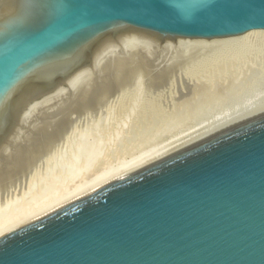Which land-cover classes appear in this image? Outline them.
<instances>
[{"label":"water","instance_id":"95a60500","mask_svg":"<svg viewBox=\"0 0 264 264\" xmlns=\"http://www.w3.org/2000/svg\"><path fill=\"white\" fill-rule=\"evenodd\" d=\"M257 30L264 0H0V160L122 42ZM0 264H264V109L1 235Z\"/></svg>","mask_w":264,"mask_h":264},{"label":"rangeland","instance_id":"374dc122","mask_svg":"<svg viewBox=\"0 0 264 264\" xmlns=\"http://www.w3.org/2000/svg\"><path fill=\"white\" fill-rule=\"evenodd\" d=\"M251 44L246 45V49L243 48L244 51L237 54L231 53L232 55L223 52V55L221 52L214 55L208 50H204L207 51L206 53L199 49L193 51V48L185 50V47L183 50L181 46L179 47L182 51L180 48L170 47L173 49L170 52L168 50L170 48L158 51L129 46L127 51L136 50L138 52L140 59L137 60L114 59L123 54L117 51L115 54L114 52L109 54L98 64V67L104 64L102 70L97 67L99 69L95 70L97 73L92 72L95 78L97 77L94 82L99 85L98 88L95 87L98 89L97 93L88 92L87 95L81 96L84 97V99L81 98L82 101L74 98L69 105L66 104L68 101L65 99L64 104L61 101L60 104L55 103L56 107L54 103L53 106L50 105L53 107L51 111H48L51 109L48 106V109L43 107L45 111L41 107L38 113L36 111L33 113L34 116L32 115L30 119L34 124L29 126L28 134L20 147L24 151L22 157L19 156L16 159L12 167L14 170H10L13 173L8 170L11 176L6 172L7 175L2 178L3 181L5 179L4 186L1 185L0 188L16 190L19 189V184L21 188L23 183L28 181L30 173L35 174L34 172L43 167V162L48 160L52 151L65 142L68 134L85 124L91 125L98 131L97 140L100 142L98 143L99 151L95 153L96 156L94 154L95 157L92 158L89 170H86L87 175L92 173L93 176V172L122 164L131 159V156L139 158L143 156L140 154L145 155L146 152L150 154V151L171 148L175 146L174 143H177L176 145L186 143L202 132L205 133L210 127H216L230 119L229 117L239 114L240 111L264 101V69H261L264 68L262 62L264 60L263 56H257L258 54L263 55L261 51L259 52L262 48H258L259 46L257 47L254 43ZM117 48L111 50L114 51ZM119 50L124 51L123 48ZM112 63L116 65L113 66ZM120 64L123 68L120 67V69L124 72L116 75L114 74L117 70L116 66ZM105 67H110L111 70H105ZM98 78L100 79L97 80ZM92 93L95 94L92 95ZM62 105H64L62 112L53 116V111ZM104 115L107 117L103 118ZM110 116L113 117L110 118ZM40 119L67 120L65 123L55 124L53 122L57 120H49V123L54 126L50 124L46 128L41 127L42 125L38 126L39 124L35 126ZM20 161L25 162V165H18ZM35 165L38 167L32 169ZM14 172L17 176L13 175ZM33 174L31 173V176ZM12 175L15 177L8 179L12 178ZM87 175L84 176L87 177ZM11 182L12 188L9 186ZM9 189L4 191L2 188L3 192L0 189V195L8 193Z\"/></svg>","mask_w":264,"mask_h":264},{"label":"bare ground","instance_id":"6f19581e","mask_svg":"<svg viewBox=\"0 0 264 264\" xmlns=\"http://www.w3.org/2000/svg\"><path fill=\"white\" fill-rule=\"evenodd\" d=\"M251 43L256 44L257 47L259 46L258 48H262L261 50H259V52L261 51L263 53V55H261V54L257 55V53H256V55L257 56H263V60H264V51H262V50H264V30H257L255 33H244V34H241L238 36H233V37L224 38V39L215 40V41H181L179 46H181L182 48L185 47L186 48L185 50H187V48H191V49L193 48V51H194V49H199L201 51L208 50V52L210 51V52L214 53V55H215V54L220 53V52L221 53L222 52L228 53V54H231V53L237 54L240 51H244L243 48L246 49V45L248 46V44H251ZM119 45H120L119 47H118V45L116 46V48L118 47L117 49H114V51H112V50L108 51L107 53H105L102 57H100L94 63V67H95L94 71L101 66L100 65L98 67V64L100 61H103V59L105 57L107 58L108 55L113 53V52L115 54L116 51H117V53L120 52L123 54H120L119 57L116 56L117 58L112 57L114 59H120V60H126V59H130V60L136 59L137 60V59H140L139 58L140 56H139L138 52H136V50L134 51L135 53L133 51L132 52L127 51V48L129 46L130 47L135 46L137 48H143V49L148 48V49H153V50H158V51L159 50L163 51L164 49L170 48V46H168L166 44L152 43V42L124 41ZM254 46L255 45H253V47ZM121 48H123L124 51H120V50L118 51V49H121ZM168 50L170 52V50H173V49L170 48ZM183 50H184V48H183ZM180 51H182L181 48H180ZM198 51H196V52H198ZM204 52L207 53V51H204ZM257 52H258V49H257ZM223 53L221 55H223ZM161 55H163V54H161ZM112 56H114V55L112 54ZM253 57H255V56H253ZM157 58L159 59V56H157ZM257 58H259V57H257ZM262 62L264 63V61H262ZM112 65H113V63H112ZM114 65H116V64H114ZM103 66H104V64H103ZM102 67H100V70H102L101 69ZM117 67H119V69ZM120 67L122 68V64H120L119 66L118 65L116 66L117 70H116V72L114 71L115 72L114 74L121 75V73L124 72L123 70L120 69ZM263 67H264V64H263ZM108 69H110V67L109 68L107 67L105 70H108ZM261 69H264V68H261ZM105 70H103V72H107ZM93 74L94 73H91V72H88V73L84 72L71 86H69L63 92L45 99L43 102H41L39 105L34 107L32 110L30 109L31 112L29 110L25 113L23 126L18 131V133L15 135L13 145L8 146L3 150L2 159L0 160V186L1 185L4 186L5 179L3 181L2 178L4 177V175L13 173V172H10V170L13 169L12 167H13V165H15L16 159L22 155V152H24V151H22V148H20V147H21V144L23 143V139L28 134L27 130H28L29 126H33L32 125L33 122L30 119V117L32 118V115L34 116L33 113L35 111H36V113H38L39 108H41V107L43 110L45 109L43 107H46V109H48L47 108L48 106L51 107V106H53V103L55 105L56 102H58L60 104L62 101V104H64L65 99H66V101H68L66 104L69 105L70 101L73 102L72 99H74V98L75 99L76 98H78V99L83 98L84 99V97H81L82 95H84V94L87 95L88 92H93V91L96 92L98 90L97 88L99 87V85H96L97 82L96 83L94 82V80H96L97 77L95 78V76ZM99 75H100V72H99ZM101 76L105 77L103 75H101ZM108 77H110V76H108ZM99 79L100 78H98L97 80H99ZM95 87H97V88L95 89ZM99 90H100V88H99ZM94 94L95 93H92V95H94ZM154 98L155 97H153V99ZM83 99H81V101ZM87 102H88V100H87ZM63 106L64 105L57 107V109L55 108L56 110L53 111L54 114L52 113L53 116L59 115L62 112V110L64 109ZM54 107H56V105ZM52 108L53 107H51V109L48 111H51ZM262 109H264V101L254 104V106L250 107L249 109L247 108L246 110L240 111L239 114L233 115V117L232 116L229 117L230 119H228L225 122H222V124L220 123V125H216V127H212V128L210 127V129H208L205 133L202 132V134H200V135L198 134L199 136L192 138V140L189 139L191 141L188 140V142H186V143L183 142V144L180 143L179 145H176L177 143L176 144L174 143L175 146H172L171 148H168V149L161 148L162 149L161 151L157 149V150H155L156 152L150 151L151 152V153L149 152L150 154H148V152H146L148 155L146 153H145V155L140 154V155H143L142 157L140 155H139L140 157L138 155H136L139 158H135L134 156H133L134 158H132V156L131 157L129 156L131 159H129V160L126 159L127 161H125L123 163L121 161L122 164L119 163V165H115L111 168L109 167L108 169L102 168V170L100 169L101 171H98V172L96 171L97 175H96V172H93V176H92V173H90L91 175H89V174L87 175L86 170H89V168L91 166L90 164L92 163V158H94L97 155L95 153L99 151L98 150V148H99L98 143L100 144V142H98V140H97V132L98 131L96 129H94L91 125H88V124H85L83 126L75 128L70 134H68V137L65 138L66 139L65 142H63L58 147H57V145L55 146L57 148L56 149L54 148L55 150L52 151L51 155L49 154L50 156L48 157V160L46 159L47 161L45 160L46 162L45 161L43 162L44 163L43 167L39 168V170L37 168L38 171L34 172L35 174H33V172L30 171L33 174V176H31V173L29 172L31 177L29 176L28 181L26 183H23L21 188H20L21 184L18 183L19 189L12 190L13 185L11 182V184L9 186L12 185L10 187L12 189L8 188L10 191L8 193L6 192V194L1 193L3 196L0 195V236L11 231V230H13V229H15V228H17V227H19V226H21L24 223L42 215L43 213H45V212H47V211H49V210H51L57 206L69 201V200H72V199H74L78 196H81L87 192H90L96 188H99V187L109 183L110 181L115 180L119 177H122L128 173H131V172H133V171H135V170H137V169H139V168H141V167H143V166H145L151 162H154V161H156V160H158V159H160V158H162V157L186 146L187 144H189V143H191V142H193V141H195V140H197V139H199V138H201L207 134H210V133H212V132H214V131H216V130H218V129H220V128H222V127H224V126H226V125H228L234 121H237V120H239V119H241V118H243L249 114H252V113L257 112V111L262 110ZM46 114L47 113H45V115ZM108 114H107V116H109ZM107 116L104 115L103 118L107 117ZM111 117H113V116H110V118ZM107 119H104V120H107ZM49 120L50 121H56L57 119L56 120L55 119H43V120L40 119L39 123L37 121L35 126L37 124H39L38 126L42 125L41 127L47 128V127H49L48 125L51 124V123H49L50 122ZM65 121L61 119V120H57L56 122H53V124H55L57 122L65 123ZM106 123H108V122L106 121ZM44 124L46 126H44ZM53 124H51V126H54ZM44 130H48V129L44 128ZM42 131L43 130H41V132ZM112 138H113V136H112ZM115 138H114V140H116ZM112 141H113V139H112ZM178 143H179V141H178ZM94 154H95V156H94ZM23 158H24V156H23ZM28 158L29 157L27 156V159ZM23 161H25V160H23ZM18 163H20L18 165H23L25 162L21 163V161H20ZM16 166H17V164H16ZM36 166L37 165H35L34 168H32V166H31V168L35 169ZM38 166L40 167V164ZM18 167H16L17 172H18V169H17ZM24 167H26V166H24ZM21 168H22V166H21ZM19 169H20V167H19ZM8 170L10 173H8ZM16 170H15V172H16ZM25 170H26V168H25ZM22 171H24V170H22ZM32 171H34V170H32ZM6 172H7V174H6ZM15 172L13 175L17 176L16 175L17 173H15ZM21 172H20V174H21ZM84 173L87 175V177L84 176L85 175ZM10 176H11V174H10ZM15 176H13L12 178L10 177L8 179H13ZM18 176H19V174H18ZM89 176H92V177L88 178ZM82 177H83V180H82ZM85 177L88 179H86ZM14 180H13V182H14ZM24 180H26V178ZM17 182H16V184H17ZM15 186H14V188H15ZM2 188H4V191L8 190V189L5 190L6 189L5 187H1L0 189L2 190ZM2 192H3V190H2Z\"/></svg>","mask_w":264,"mask_h":264}]
</instances>
